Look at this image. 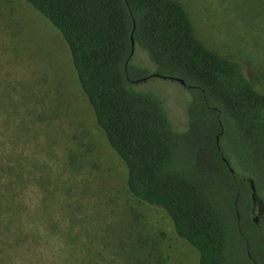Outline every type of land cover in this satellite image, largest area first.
<instances>
[{
	"label": "trees",
	"instance_id": "1",
	"mask_svg": "<svg viewBox=\"0 0 264 264\" xmlns=\"http://www.w3.org/2000/svg\"><path fill=\"white\" fill-rule=\"evenodd\" d=\"M19 1L66 43L129 194L161 209L199 264H264V93L243 66L196 39L175 0ZM154 74L188 91L182 125L148 88ZM4 189L0 264H13L36 240Z\"/></svg>",
	"mask_w": 264,
	"mask_h": 264
},
{
	"label": "rangeland",
	"instance_id": "2",
	"mask_svg": "<svg viewBox=\"0 0 264 264\" xmlns=\"http://www.w3.org/2000/svg\"><path fill=\"white\" fill-rule=\"evenodd\" d=\"M198 39L264 93V0H175ZM173 124L189 93L148 82ZM14 189L36 242L13 264H199L167 215L136 201L97 127L66 43L19 0H0V190ZM43 194V217L40 212Z\"/></svg>",
	"mask_w": 264,
	"mask_h": 264
},
{
	"label": "water",
	"instance_id": "3",
	"mask_svg": "<svg viewBox=\"0 0 264 264\" xmlns=\"http://www.w3.org/2000/svg\"><path fill=\"white\" fill-rule=\"evenodd\" d=\"M150 77H154V78H160V79L166 80V78H165V77L158 76V75H156V74H154V75H151ZM170 80L177 81V82H179V83H180L182 86H184V82H183L182 80H180V79H171V78H170ZM253 200H254V201L256 200V199H255V196H253Z\"/></svg>",
	"mask_w": 264,
	"mask_h": 264
}]
</instances>
